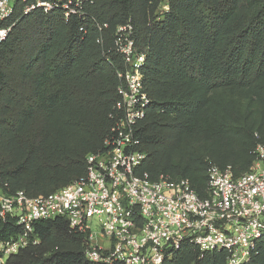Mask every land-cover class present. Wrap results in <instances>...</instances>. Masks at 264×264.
Wrapping results in <instances>:
<instances>
[{"label":"trees","instance_id":"1","mask_svg":"<svg viewBox=\"0 0 264 264\" xmlns=\"http://www.w3.org/2000/svg\"><path fill=\"white\" fill-rule=\"evenodd\" d=\"M17 0L0 42V192L47 196L84 177L103 152L120 113L124 66L114 34L130 23L145 54L142 87L150 104L134 128L150 181L185 179L207 197V170L249 171L257 145L235 98L264 108V0H92L64 18ZM166 5L167 10H162ZM105 26V27H104ZM100 29H99V28ZM22 233L0 217V243ZM29 244L4 264H100L85 258L88 234L66 220L39 221ZM163 264H226V254L184 244ZM244 264H264V237Z\"/></svg>","mask_w":264,"mask_h":264},{"label":"built area","instance_id":"2","mask_svg":"<svg viewBox=\"0 0 264 264\" xmlns=\"http://www.w3.org/2000/svg\"><path fill=\"white\" fill-rule=\"evenodd\" d=\"M16 1L0 0V42L9 32L2 23L13 13ZM61 1H37L23 13L35 7L47 13ZM70 3L63 5L65 20L83 16L81 7L93 1ZM162 10H167L166 5ZM114 36L124 68L117 72L120 117L104 142L105 150L87 156L84 177L52 194L29 198L23 192H0V217L14 219L22 231L0 243V264L30 243H38L35 237L29 239L34 223L57 218L88 234L84 255L93 263L163 264L184 244L201 253L224 251L226 264L246 263L255 243L264 237V147L256 146L254 161L241 176H234L230 167L210 165L205 198L185 179L150 181L146 174L140 175L147 156L137 149L133 131L150 104L142 87L145 54L135 46L130 23L118 26ZM90 223L98 225V233L91 232Z\"/></svg>","mask_w":264,"mask_h":264},{"label":"rangeland","instance_id":"3","mask_svg":"<svg viewBox=\"0 0 264 264\" xmlns=\"http://www.w3.org/2000/svg\"><path fill=\"white\" fill-rule=\"evenodd\" d=\"M240 111L246 115V120L254 131L255 136L264 141V108L247 96H239L235 98ZM92 233H98L99 227L96 223H90Z\"/></svg>","mask_w":264,"mask_h":264}]
</instances>
